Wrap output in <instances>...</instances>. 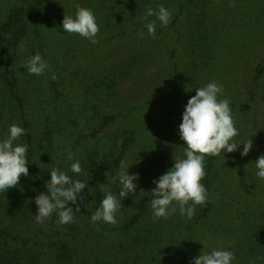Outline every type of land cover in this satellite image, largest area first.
I'll return each instance as SVG.
<instances>
[{"label":"rangeland","instance_id":"rangeland-1","mask_svg":"<svg viewBox=\"0 0 264 264\" xmlns=\"http://www.w3.org/2000/svg\"><path fill=\"white\" fill-rule=\"evenodd\" d=\"M120 2L124 11L117 17L114 11L120 7ZM76 4L95 14L100 27L99 42L93 45L68 34L67 47L60 48L61 36L57 26L64 16H75ZM160 5L172 12L171 22L167 27H160L157 21L155 35H149L143 17L148 7L157 9ZM258 7L264 8V0H0V25L8 21L12 12L29 14L30 9L34 16L30 22L36 20L37 26L49 22L52 27L49 33L40 27L42 33H39L41 38L37 42L44 43L40 52L34 43L32 47L28 44L27 38L29 34L33 36L32 30L25 31L20 26L3 34L0 44V104H3L4 111L0 115V139L6 138L11 124H19L18 100L21 93L17 86H31L29 74L21 65L35 48V54H41L50 65V71L40 76L43 86L51 85L46 77H51L54 72L57 78L53 82L62 95L66 118L75 126L69 124L62 143L57 138L49 145V151L40 149L36 153L32 177L47 183L51 179L50 171L59 168L74 179L88 183L92 194L85 201V207H81V212L75 214V222L65 226L61 237L35 222L29 226L33 240L48 243L49 238L54 246L58 240L66 241L78 250L79 264H94L103 250L107 251L109 264H127L134 259L147 264L180 263L172 254L155 256L154 243L143 232L145 218L149 212L152 215L151 196L139 192L154 188L152 181L173 166L174 157L183 158L185 145L179 137V125L184 107L195 96L196 88L212 81L223 85L224 96L221 98H228L235 107L239 129L235 140L238 143L249 138L253 141V148L246 157L240 155L243 145L230 155L232 164L228 169L227 184L231 186V195L236 197L238 204H242L245 186L252 188V183L258 180L254 162L264 154V32L259 27L249 31L246 25L250 24L246 13ZM35 10L38 15H34ZM257 13L253 12L254 15ZM154 19V16L149 17L148 21ZM204 22L209 23L211 35L209 49L205 53L199 45L201 34L197 26ZM261 22L264 27V17L260 18ZM149 45L154 48L147 61H143L141 51ZM131 60L134 63L126 66V77L121 78L123 81L116 94L101 85L102 78L115 82L112 76L119 73L118 66H125ZM96 86L104 88L103 91L108 90L114 98L111 96L105 99L107 102L104 104L99 103L100 91ZM26 90L23 88V92ZM28 98V119L35 124L38 118L34 108L36 99ZM54 98L59 100L57 96ZM54 98H49L51 105ZM54 116L56 113L53 111ZM73 131L77 135L71 136ZM18 142L24 143L21 138ZM69 149L74 160H80L84 170L78 176L70 171L74 160L67 159L66 150ZM122 161L131 165L130 172L140 174L137 196H129L122 201L116 225L102 222L94 225L91 215L101 202L96 191H119L118 181L113 178ZM254 183L257 184L256 181ZM261 196L259 193L257 198L261 199ZM147 200H150V210L142 212L138 220H133ZM222 203L220 200L217 202L218 206ZM230 205V209L238 206L225 201L223 207ZM177 212L179 214L178 207ZM161 219L167 222L170 217ZM3 222L8 221L0 220L1 230L5 228L1 225ZM127 224L132 226L127 228ZM15 234L13 236L30 241L23 235L20 225ZM190 237L191 244L186 249L188 257L182 264H189L202 252L226 248L235 252L236 249L233 241L221 231L214 232L207 227L199 228L188 239ZM134 244H140V249L133 250ZM20 245V242L9 240L10 249H18ZM144 245L151 248L148 250ZM147 253L149 259L144 260ZM233 264H237V259Z\"/></svg>","mask_w":264,"mask_h":264},{"label":"trees","instance_id":"trees-1","mask_svg":"<svg viewBox=\"0 0 264 264\" xmlns=\"http://www.w3.org/2000/svg\"><path fill=\"white\" fill-rule=\"evenodd\" d=\"M119 5L120 7L114 11V15L117 17H120L124 11L121 8L123 5L122 2H120ZM32 11L33 10L29 9L27 12L29 14H25L22 11H14L11 13L8 21L3 25H0V44L2 42L3 34L22 26L25 31L32 30L33 36L31 34L28 35V44L32 47V44L34 43V46H36L37 50L40 52V47L44 44L42 41L39 43L37 42L39 41V38H41L40 34L42 31H40V27L45 28V30L43 29V32L46 33H49L52 27L49 22H44L42 26H37L38 22H36V20L30 22V19H34ZM254 11L255 13H258L254 15ZM254 11L246 13V17L250 21V24L246 23L247 30L250 31L253 27H259L260 31L264 32L263 23H260V18L264 17V8L258 7L257 10ZM34 15H38L37 10H35ZM29 23H31V25ZM61 24L62 21H60V24L57 26V32L58 35L61 36L60 48H63L67 47V38L69 35L64 34ZM197 26L198 29H200L201 34L199 45L201 51L205 53L209 49V37L211 36L209 23L204 22L203 24H197ZM249 31H247L248 34L250 33ZM152 48L154 47L149 45L147 49L141 51L142 54H140V56L143 58V61H147L150 51L152 52ZM37 50L34 48V50L30 51V56L35 55ZM30 56L28 55V57ZM262 60L264 62V57ZM133 61L134 60H131V62L126 63L125 66H118L119 73L112 76V80H115V82H108L106 78H102V80H100L101 85L108 90H111V93L116 94L123 81L121 78L126 77V66L128 67L130 64L132 65L134 63ZM27 76L29 77L28 83L31 86H17V91L21 93L18 100L20 103L19 125L26 130V134L21 137V140L28 145L27 159L30 162L28 165L29 176H21L20 183L17 187L10 188L5 193L0 192V220L8 221L3 222L1 225L5 228L3 230L0 229V264H79L81 261L78 255V250L71 245H68L66 241L59 242L58 240L54 246L49 238L47 239L48 243L37 242L33 240V236L30 234L29 226L36 222L35 215L38 211L34 202V197L38 196L41 192H45L46 194V183L42 180H34L32 177V172L35 170L33 167L35 155L40 149L49 151V145H51L52 142H56L57 138L59 141L61 140L62 143L67 136V128L69 124L70 126H75V124L67 120V114L62 106V95L58 93V86L54 85L50 75H47L46 77V80L51 81V85L48 86H43V80L40 76H38L39 78L34 75ZM23 88L28 90L23 92ZM99 88L100 87H98V90L100 91L98 97L99 103L104 104L107 102L105 99L108 97L112 96V98H114L113 95H110L108 90L103 91L104 88H100L101 90ZM22 94H25V96ZM17 95L19 94L17 93ZM54 96H57L59 100H56ZM28 97L31 99H33L32 97H35L36 99L34 108H36L38 118H36L35 124L31 123L28 119ZM51 97L55 100L52 105L49 102V98ZM33 101L34 100H32V102ZM230 106L234 123L237 127L238 120L236 110L234 105ZM2 110L3 104H0V115L2 114ZM53 111L56 113V116L54 117ZM77 114L80 116L79 113ZM74 133L77 135V133L73 131L71 136ZM34 134H37L38 136L34 137ZM17 143L19 142L17 141ZM230 155L231 153H225V157L223 155L215 157L206 156L204 161L206 176L202 183L208 190L209 199L205 205L197 206L196 213L191 220H187L177 212L170 216V219L167 220V222H163L162 219L153 220L151 212L148 213L149 216L146 217L144 221L145 230L143 232L144 235L150 236L149 241L151 240L154 243L153 247L157 250L155 256L163 255L166 257L168 254H172L177 257V260L180 262L178 264H182V261L188 257L186 249L191 244L190 240L192 237L188 239V236H194L199 228L207 227L214 232L221 231L225 237H228L233 241V245L236 247L235 256L237 264H264V180L263 183L259 179L255 180L257 184H255L254 181L252 183V188H250L249 185H246V192L244 193V196H242L245 200L242 201V204H238L236 197L231 195V186H228L227 184V175L229 174L228 169L230 168V163L232 164ZM257 192L262 195L261 199L257 198ZM96 196L99 202L104 198L100 189L96 191ZM219 200L220 202H223L220 206L217 204ZM225 201L236 203L238 206H235V208L232 207V209H230L231 205L230 207H223ZM149 205L150 200H147L142 206L141 212L133 220H138L142 216V212H148L150 210ZM57 219L58 217L54 213L46 222L45 226L51 231V233L55 234L56 232V234L61 237L62 231L65 230L66 225H59ZM19 225L23 228V235L26 236L25 238L30 239V241L25 240L24 238H18V235L13 236ZM37 226L39 225L37 224ZM131 226L132 224L126 225L127 228H130ZM15 227L16 229L14 230ZM9 240L12 242H20L21 245L18 249H10ZM140 246V244H134L132 248L133 250H136L140 249ZM144 248L149 250L151 246L148 245ZM138 252H141V250ZM137 255L136 251L135 256L137 257ZM105 257H107V251L103 250L101 254H98L94 264H109V258ZM139 257L141 258V256H138V258ZM148 257L149 253L144 256V260ZM147 263H142L134 259L127 264ZM162 264L167 263L164 262Z\"/></svg>","mask_w":264,"mask_h":264},{"label":"clouds","instance_id":"clouds-1","mask_svg":"<svg viewBox=\"0 0 264 264\" xmlns=\"http://www.w3.org/2000/svg\"><path fill=\"white\" fill-rule=\"evenodd\" d=\"M75 16H64L61 28L64 34L78 36L82 40L95 45L100 27L95 14L79 4L75 5ZM170 12L163 5L157 9L148 7L143 19L146 21L144 27L149 35H155L157 21L160 27H167L172 19ZM155 17L148 21L149 17ZM29 75L42 76L50 71L49 63L37 53L28 57L21 65ZM56 74L52 72L51 79L55 80ZM224 96L223 85L216 81L206 84L204 87L196 88L195 96H192L184 107L182 122L179 125V137L184 142L183 157H174L173 166L154 179L155 185L150 191L143 189L141 192L151 196V210L153 220L167 219L177 213L191 220L197 206H203L208 202L209 194L202 183L206 176V156L225 157V153H233L243 145L240 151L241 157H246L253 148L252 139L246 142H237L235 138L239 135V129L235 126L231 101ZM26 130L19 124H11L8 128L6 138L0 139V192L5 193L8 189L17 187L21 176H29V160L27 159L28 145L17 143ZM67 151V159L74 160L71 150ZM256 177L264 180V154L260 155L254 162ZM133 165V164H132ZM131 165L121 162L116 177L119 191L113 193L102 189L104 198L100 207L91 215V222L116 225L117 214L121 211L122 201L135 198L139 187L140 174L129 171ZM70 171L78 176L84 171L79 159H75L70 165ZM51 179L45 184V192L34 197L37 206L36 222L41 227L55 213L59 225H67L75 222V214L81 212L85 207V201L92 195L88 183L74 179L66 171L59 168L50 171ZM103 185V184H102ZM88 189L85 192V189ZM71 205V206H70ZM236 260L235 252L229 249H213L193 257L189 264H233Z\"/></svg>","mask_w":264,"mask_h":264}]
</instances>
